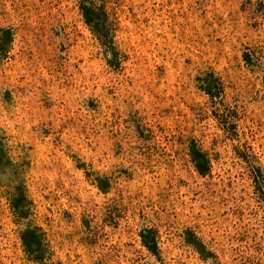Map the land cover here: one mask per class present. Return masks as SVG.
<instances>
[{
	"label": "rangeland",
	"instance_id": "374dc122",
	"mask_svg": "<svg viewBox=\"0 0 264 264\" xmlns=\"http://www.w3.org/2000/svg\"><path fill=\"white\" fill-rule=\"evenodd\" d=\"M0 264H264V0H0Z\"/></svg>",
	"mask_w": 264,
	"mask_h": 264
},
{
	"label": "trees",
	"instance_id": "16d2710c",
	"mask_svg": "<svg viewBox=\"0 0 264 264\" xmlns=\"http://www.w3.org/2000/svg\"><path fill=\"white\" fill-rule=\"evenodd\" d=\"M84 14V20L86 24L90 27L92 32L96 35L101 36V32H99V28H97L96 23H98V17L94 16V13L88 11L87 9L83 10ZM100 20V19H99ZM3 32V31H2ZM202 82H200V89L205 93L209 99H219L223 95V88L222 84L219 81V79L214 76V72H207L205 74V77L201 79ZM189 155L191 157V161L194 164L196 170L201 175H206L208 173V170L210 168V159L206 156V154L201 150H195L190 148ZM147 243V242H146ZM148 250L153 251L150 247L151 244H145ZM192 246L200 253V255L203 256V247L202 244L196 243Z\"/></svg>",
	"mask_w": 264,
	"mask_h": 264
},
{
	"label": "snow or ice",
	"instance_id": "6c2138e0",
	"mask_svg": "<svg viewBox=\"0 0 264 264\" xmlns=\"http://www.w3.org/2000/svg\"><path fill=\"white\" fill-rule=\"evenodd\" d=\"M21 217L24 218L20 221L21 228H26L31 221L27 219L26 213L21 212Z\"/></svg>",
	"mask_w": 264,
	"mask_h": 264
}]
</instances>
